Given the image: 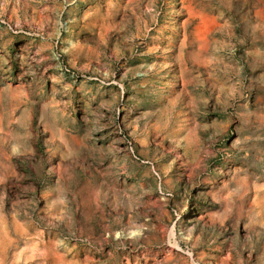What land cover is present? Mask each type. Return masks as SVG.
<instances>
[{
  "label": "rangeland",
  "instance_id": "374dc122",
  "mask_svg": "<svg viewBox=\"0 0 264 264\" xmlns=\"http://www.w3.org/2000/svg\"><path fill=\"white\" fill-rule=\"evenodd\" d=\"M0 264H264V0H0Z\"/></svg>",
  "mask_w": 264,
  "mask_h": 264
}]
</instances>
